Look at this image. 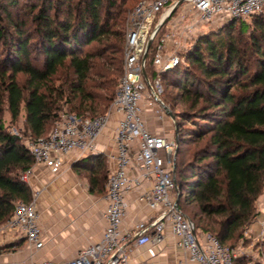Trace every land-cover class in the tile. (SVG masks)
I'll return each mask as SVG.
<instances>
[{
  "label": "trees",
  "instance_id": "1",
  "mask_svg": "<svg viewBox=\"0 0 264 264\" xmlns=\"http://www.w3.org/2000/svg\"><path fill=\"white\" fill-rule=\"evenodd\" d=\"M40 1L26 18L0 2V105L6 98L14 120L24 108L26 134L8 131L0 117V224L17 201L33 198L23 178L35 163L26 136H46L67 107L78 115L105 113L123 73L125 26L118 45L111 42L109 8L116 0ZM158 41L159 33L146 58L151 78ZM186 56L187 66L161 72L168 87L179 89L167 100L172 108L181 98L184 116L208 127L192 128L196 145L176 162L179 207L197 228L234 244L257 219L264 192V11L200 34ZM75 166L88 173L91 191L106 192L110 169L103 154H89ZM187 203L194 204L191 214Z\"/></svg>",
  "mask_w": 264,
  "mask_h": 264
},
{
  "label": "built area",
  "instance_id": "2",
  "mask_svg": "<svg viewBox=\"0 0 264 264\" xmlns=\"http://www.w3.org/2000/svg\"><path fill=\"white\" fill-rule=\"evenodd\" d=\"M178 2L139 0L130 11L125 28L123 73L107 112L96 116L67 112L46 136L26 138L35 163L44 164L57 172L63 166L65 157L74 151L80 156L97 153L99 137L107 128L111 115H118L113 135L115 153L108 155L113 164L106 180L103 237L80 249L65 264H134L130 260L127 244L130 241H135L137 245L154 243L161 238L167 226L175 236L176 245L186 252L183 264H236L240 257V248L222 242L212 232L197 228L179 207L180 188L174 171L176 161L171 155L174 138L167 132L153 131L143 114L142 102L151 111L152 121L166 119L165 105L168 104L162 98L161 72L174 67L179 61L186 66L189 64L183 54L178 55L168 49L170 33H166L159 37L153 59L159 72L151 78L146 69L149 41L153 37L154 41L159 33L155 34L159 23ZM177 10L182 21L190 14L195 17V21H189L185 27L187 32H192L197 23L226 22L262 13L264 0H183ZM168 21L167 28L178 24L172 19ZM30 172L31 168L23 175L26 181ZM131 193H136L135 198L142 207L155 213L136 220L132 231H128L124 221ZM37 197L38 192H33L29 202H16L13 215L0 224L1 241L24 237L35 249L44 246ZM259 236H264V221ZM149 252L152 256L156 254L153 246ZM31 264L56 263L44 260L41 263L32 261ZM145 264L156 262L150 260Z\"/></svg>",
  "mask_w": 264,
  "mask_h": 264
},
{
  "label": "crops",
  "instance_id": "3",
  "mask_svg": "<svg viewBox=\"0 0 264 264\" xmlns=\"http://www.w3.org/2000/svg\"><path fill=\"white\" fill-rule=\"evenodd\" d=\"M142 105L144 107L143 114L148 120L150 128L153 131L160 130L170 134L168 120H163V124H155L151 119V111L146 109L144 102ZM117 118V114L111 115L107 128L99 137L98 152L94 153L104 155L109 169L113 160L108 155L115 153L113 135ZM84 157L86 156H80L77 151L70 153L65 157L63 166L57 172L44 164L34 163L32 165L27 182L34 192H38L37 201L39 202L40 222L45 244L42 248L35 249L27 243L24 237L16 240H0V245L5 242L15 247H18L21 241L27 243V247L22 248L23 252L5 255L3 259H0V264H31L32 261L41 263L44 260L65 264L66 261L76 256L80 249L102 239L105 228L102 217L105 193L91 191L88 173L75 166ZM135 197L136 193L128 195L129 207L124 221V226L128 231H132L136 220L155 213L147 207H142ZM258 201L261 207L259 208L260 213L246 230L249 237L259 234V228L263 229L264 192ZM152 246L156 251L154 256L149 252V248ZM126 247L130 254V260L134 264H145L150 260H154L156 264H183L186 257V252L176 245L175 236L170 226H167L161 238L154 243L137 245L135 241H130Z\"/></svg>",
  "mask_w": 264,
  "mask_h": 264
},
{
  "label": "rangeland",
  "instance_id": "4",
  "mask_svg": "<svg viewBox=\"0 0 264 264\" xmlns=\"http://www.w3.org/2000/svg\"><path fill=\"white\" fill-rule=\"evenodd\" d=\"M137 1L138 0H116V5L109 8V16H112V18H110V24H112L111 30L114 31V34L111 35V42L114 46H117L119 43L118 37L121 36V34L124 35V29L123 28L126 27L128 15H129L130 11L132 10L133 6L136 4ZM0 2H3L4 4L9 3L10 9L17 12L18 15L21 12L20 13L21 17L26 18L28 16L27 14H29L28 12H30L29 9L31 7V4H35V3L40 4L41 1L40 0H19L18 6L10 5V4H12L11 0H0ZM120 8L124 12L122 11V13H120L121 15H118ZM107 10H108V8H107ZM20 15H19V17H20ZM171 19L175 20L178 24L175 27L170 26L169 28H167V25L169 23V21H168L160 29L159 37H161L162 35H165L166 33H170V37H169L168 43H167L168 49H172L173 51L178 53V55L183 54L185 57H187L186 56L187 52L193 47L194 43L196 42V40L200 34L208 32L212 28L218 29L224 23V22H220V21H209V22H204V23H197L196 29H194L192 32H187L185 30V27H186V25H188V22L189 21L190 22L195 21V17L193 15L190 14L187 19H184L182 21L180 19V11L176 10L174 13L171 14L169 20H171ZM117 21L120 22V26L113 25L114 22H117ZM121 22H122V24H121ZM249 22L251 24L254 23V21L252 19H250ZM4 23L5 24L9 23L7 16L4 17ZM10 30L14 31V28L10 27ZM4 53H5L4 45L2 43H0V71L4 67V64L1 60V58L4 56ZM34 54L36 56V53H34ZM151 55L152 54L150 53V57H151ZM152 62L151 61L149 62L150 66H152ZM188 63H189V61H188ZM175 66L182 68V67H185L186 65H184L181 61H179ZM158 72H159L158 68H156V72H154V73L157 74ZM18 77H19V79L23 80L25 76L20 73V74H18ZM162 85H163L164 90H166V91H164L162 98L165 102L167 101L166 103L171 108L170 102H169V100H167L168 92L170 93L173 91L172 93H174V95H175L179 92V89H176V88L174 89L172 87H168L167 83L165 82V80H163V78H162ZM109 108H110V106L108 107L107 111L109 110ZM171 109H172L174 115L176 116L175 120L172 119L171 116L168 114H166L165 118L170 123L168 126V129L171 130L170 134L172 135V137L174 138V141H175V146H174L173 150L171 151V155L175 157L176 162H179V160H182L183 158L186 159L188 156V154H187L188 149L190 150V149L194 148L196 145L194 143L196 135L190 133V132H192L191 131L192 128H196L197 130H201V129L207 128L208 125L206 123H203L204 121L202 119H190V120H188V118L185 117L183 112H182L184 109H186V105L184 104V102L181 98H178L177 105H172ZM67 112L75 113V112H71L68 107H67V111L65 110V112L63 114H65ZM24 114H25V110L23 108L21 110L19 118L14 120L12 118L11 112L9 110L8 102H7L6 98L4 99L3 104L0 105V117L4 120L6 129L10 132H13V133L22 132L23 134H25L24 133V130H25ZM89 116H91V114H89ZM62 117H61V119H62ZM195 122H198V123H195ZM199 122H200V124H199ZM154 123L155 124L156 123L157 124H161V123L163 124L162 121L161 122H154ZM52 127L53 126H51L50 129ZM29 136H31V135L26 136V138H28ZM176 138L179 141L178 145L176 144ZM25 141H27V140L25 139ZM177 146H178V150L176 151ZM176 170H177V167L175 168V173H176ZM37 203H39V202L37 201ZM257 204H258V208H261L259 201L257 202ZM193 206H194L193 203H187L184 206V210L186 212L190 213ZM262 207L264 208V203H263ZM43 210H45V208H43ZM261 230H262V227H261ZM261 230L259 228V230H258L259 233L261 232ZM247 234L248 233H246V231H245L244 236L242 238H240L239 240H237V242H235L234 244H231V243H226V244H228L232 247L240 248V260H238V264H264V256L262 254V250L264 247L263 246L264 236L260 237L259 234H257V235H255L256 237L254 235H251L249 237V236H247ZM26 247H27V243L24 241H21V244H19L18 247H15L14 245H11L9 243L6 244L5 242L3 244L1 243V245H0V251H1L0 252V259L1 258L3 259V257L5 255H13L16 252L17 253L23 252V249H25ZM30 253H32V252H30Z\"/></svg>",
  "mask_w": 264,
  "mask_h": 264
},
{
  "label": "water",
  "instance_id": "5",
  "mask_svg": "<svg viewBox=\"0 0 264 264\" xmlns=\"http://www.w3.org/2000/svg\"><path fill=\"white\" fill-rule=\"evenodd\" d=\"M183 0H179L178 4H176L167 14L166 16L161 20V22L159 23L157 29H156V32L155 34L160 31V29L167 23V21L169 20L170 16L172 13H174L177 8H178V5L182 3ZM154 38V37H153ZM153 38H151V40L149 41V44H148V49L150 48L152 42H153ZM146 57V55H145ZM165 108H166V111L168 113V115L171 116L172 119L175 120L176 116L174 115L172 109L168 106V105H165ZM179 141L178 139L176 138V144L178 145ZM178 150V146H177V149L176 151ZM175 168H176V164L174 165V171H175Z\"/></svg>",
  "mask_w": 264,
  "mask_h": 264
}]
</instances>
